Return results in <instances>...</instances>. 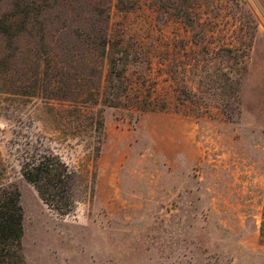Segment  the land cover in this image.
Here are the masks:
<instances>
[{"label":"rangeland","instance_id":"rangeland-1","mask_svg":"<svg viewBox=\"0 0 264 264\" xmlns=\"http://www.w3.org/2000/svg\"><path fill=\"white\" fill-rule=\"evenodd\" d=\"M0 29L26 264H264V0H0ZM38 134L78 170L67 215L20 174Z\"/></svg>","mask_w":264,"mask_h":264},{"label":"trees","instance_id":"trees-1","mask_svg":"<svg viewBox=\"0 0 264 264\" xmlns=\"http://www.w3.org/2000/svg\"><path fill=\"white\" fill-rule=\"evenodd\" d=\"M27 13L28 10H24L23 23ZM0 32L7 35L4 30L0 29ZM92 44L96 56L107 54L109 39L106 36ZM97 129L98 133L103 132L100 120ZM100 142L99 138V142L91 148L95 154L99 153ZM53 149L50 139L41 134L24 140L18 148L20 174L35 188L42 202L64 216L72 211L75 203L73 184L78 170ZM19 198L16 187L0 184V264H26L22 247L23 209Z\"/></svg>","mask_w":264,"mask_h":264}]
</instances>
